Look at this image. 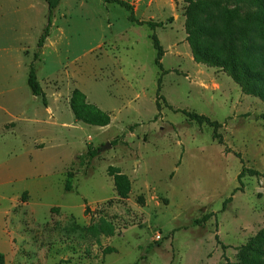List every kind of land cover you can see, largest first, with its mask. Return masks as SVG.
<instances>
[{
    "label": "rangeland",
    "instance_id": "rangeland-1",
    "mask_svg": "<svg viewBox=\"0 0 264 264\" xmlns=\"http://www.w3.org/2000/svg\"><path fill=\"white\" fill-rule=\"evenodd\" d=\"M125 1L140 20L164 23L156 34L171 72L156 65L155 31L118 4L60 0L38 48L49 0H0L5 264H239L238 247L264 227V72L252 81L262 98L197 63L187 41L189 0ZM252 13L264 18L237 2L194 1L201 48L220 58L232 36L239 54L264 52V24ZM37 51L47 105L28 85ZM76 90L109 115L108 125L76 121ZM167 104L221 122L231 152L212 127ZM243 165L259 175L246 174L241 186ZM110 166L129 177L128 194L116 190Z\"/></svg>",
    "mask_w": 264,
    "mask_h": 264
},
{
    "label": "trees",
    "instance_id": "trees-1",
    "mask_svg": "<svg viewBox=\"0 0 264 264\" xmlns=\"http://www.w3.org/2000/svg\"><path fill=\"white\" fill-rule=\"evenodd\" d=\"M107 3H115L122 7H124L127 11H129L130 16L129 19L133 22H136L140 25H147L153 31H155L152 35L153 45L157 50L156 57V65L162 70V74H167L172 70H164L162 65V57L165 54V50L159 40L158 35L156 34V29L164 25L163 22H155V21H145L140 20L136 17L133 6L125 1V0H103ZM192 2L187 7V41L191 48L194 60L197 63L206 64L211 67H218L225 71L241 88L242 92L246 95L252 96H260L263 98L259 89L254 87L252 81L261 75L264 72V52L256 54V56H252V54L245 48L243 54H239L238 49L236 48L234 38L232 36H228L225 39V42L220 51V58L215 57L213 54L205 52L200 45V33L196 25L194 24L192 18V6L194 1H207L213 4H221V3H229V2H237L244 7L249 8L250 10L254 9L256 11L264 12V0H189ZM60 0H49V16H48V24L44 28L43 33L41 34L38 40V48H42L45 44V41L50 33V27L52 24V16L53 10L57 7ZM255 19L261 21L264 24V18H259L252 13ZM241 56V58L239 57ZM39 57V52H35L34 60L30 64V70L28 75V85L32 91V93L36 96H41L43 103L47 105V97L44 92L42 85L38 79L37 71L35 67V61ZM158 93L160 94L162 90V78L159 79L158 84ZM72 111L74 113L76 121H82L91 125L97 126H106L110 123L109 115L96 108L86 102V96L80 91L76 90L73 93L72 97ZM167 106L175 110L177 112L184 113L190 121L197 123L198 125H208L213 128V137L218 140V143L221 145H225V151L227 153L231 152L230 148H228L225 144V140L223 134L220 132V129L223 127V124L218 120H213L209 116L205 114H200L197 112H191L188 110H180L173 108L172 105L167 104ZM237 157H239L242 161V156L240 153H235ZM95 156V153L92 154ZM108 173L110 176H114V182L116 190L120 195L128 194L130 190V180L126 174H122L120 169L115 166H110L108 168ZM255 176L259 175L256 170L251 168H247L243 165L241 172L238 175V181L242 186V178L246 175ZM65 189L67 191L72 189V178L68 177L66 180ZM241 190V188H236L235 191ZM233 197L230 196L225 199L221 211H225L227 209L228 203L232 201ZM216 213L205 214L198 223L203 224L210 220ZM218 240V236H217ZM220 244V242L218 240ZM223 248H227L225 244H222ZM239 250V264H260L261 260L264 259V227H262L254 236H252L246 244L238 247ZM0 264H5V255L0 253Z\"/></svg>",
    "mask_w": 264,
    "mask_h": 264
},
{
    "label": "water",
    "instance_id": "water-1",
    "mask_svg": "<svg viewBox=\"0 0 264 264\" xmlns=\"http://www.w3.org/2000/svg\"><path fill=\"white\" fill-rule=\"evenodd\" d=\"M109 146H110V144H109ZM106 148H108V147H107V146H104V147H103V149H106Z\"/></svg>",
    "mask_w": 264,
    "mask_h": 264
}]
</instances>
